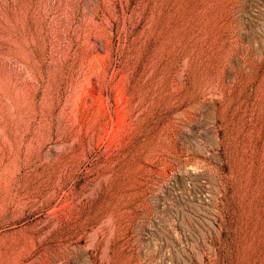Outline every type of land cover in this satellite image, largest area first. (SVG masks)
Here are the masks:
<instances>
[{
  "label": "rangeland",
  "instance_id": "rangeland-1",
  "mask_svg": "<svg viewBox=\"0 0 264 264\" xmlns=\"http://www.w3.org/2000/svg\"><path fill=\"white\" fill-rule=\"evenodd\" d=\"M0 264H264V0H0Z\"/></svg>",
  "mask_w": 264,
  "mask_h": 264
},
{
  "label": "bare ground",
  "instance_id": "bare-ground-1",
  "mask_svg": "<svg viewBox=\"0 0 264 264\" xmlns=\"http://www.w3.org/2000/svg\"><path fill=\"white\" fill-rule=\"evenodd\" d=\"M26 233H27V232H26ZM26 233H24L22 236H21V235L16 236L15 239H18V238H19V239L15 242V244L19 243L22 239L25 240L26 242H28L29 239L32 238L31 235L26 234ZM15 244H14V245H15Z\"/></svg>",
  "mask_w": 264,
  "mask_h": 264
}]
</instances>
